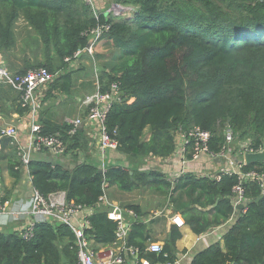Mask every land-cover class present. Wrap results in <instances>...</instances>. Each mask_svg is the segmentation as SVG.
I'll list each match as a JSON object with an SVG mask.
<instances>
[{"label":"trees","instance_id":"16d2710c","mask_svg":"<svg viewBox=\"0 0 264 264\" xmlns=\"http://www.w3.org/2000/svg\"><path fill=\"white\" fill-rule=\"evenodd\" d=\"M117 2L135 7V15L131 19L95 16L84 0H0V58L16 50L15 27L21 21L36 38L44 59L25 58V70L14 73L45 68L57 75L51 89L68 96L73 79L64 59L86 47L85 32L109 23L104 39L116 55L112 66L99 73L98 82L102 92L118 83L122 93L123 100L110 108L105 120L109 134L116 130L117 153L141 162L165 159L174 151L178 130L194 127L210 133L213 154L224 146L227 129L237 145L254 150L263 147L264 0ZM128 100L132 102L127 104ZM40 125L43 135L58 133L68 151L87 147L83 132L68 138V125ZM146 129L150 136L143 141ZM0 145L16 148L1 136ZM21 166V159L9 161V175L17 179ZM27 169L34 190L43 197L62 192L66 204L73 206L96 208L106 185L122 192L145 187L159 191L197 236L230 221L223 237L224 251L218 243L212 244L190 264H264V194L256 182L243 183L246 211H236L234 216L236 175L222 176L216 182L185 173L172 183V178L159 171L118 166L101 171L85 161L71 169L29 161ZM260 170L264 162L242 167L243 172ZM126 209L140 214L136 206ZM88 221L85 235L92 243L111 246L117 242L119 215L114 211L98 205ZM126 237L122 251L134 250L138 264L141 260L151 264L177 261L175 243L181 234L176 226L170 228L159 253L147 251L150 232L143 223H133ZM0 264H78L76 237L68 226L46 222L35 224L29 239L0 233Z\"/></svg>","mask_w":264,"mask_h":264},{"label":"crops","instance_id":"0c3cea01","mask_svg":"<svg viewBox=\"0 0 264 264\" xmlns=\"http://www.w3.org/2000/svg\"><path fill=\"white\" fill-rule=\"evenodd\" d=\"M117 0H92L93 10L95 16L108 17V11ZM18 31L26 35H33L26 29L25 25L20 21L16 24L15 33ZM28 33V34H27ZM16 35V34H15ZM16 35V39H17ZM19 37H24L20 35ZM34 39H36L34 37ZM18 42V40H17ZM95 56L93 59L88 54H82L79 61L75 63L72 70L73 86L68 96L60 94L58 90H52L50 86L40 91L41 103L40 110L34 115L29 112V109L23 108L19 105L18 93L11 87L0 84V128L13 126L17 130V144L16 148L12 149L7 146L2 148L0 145V206L6 205L7 211H21L29 206L33 187L31 184V177L27 166L20 167V176L17 179L12 178L7 170L8 162H13L24 154L28 156L29 161L48 162L53 165H58L64 169H71L76 165L78 155L74 158H55L49 152L34 150L29 133L32 121L36 119L38 123L47 122L56 126L67 125L69 120L80 117L83 114L84 108L82 106L83 99L91 93L94 89L96 81H98V72L108 69L112 66L116 55V50L112 47L110 41L104 39L95 48ZM13 51L5 53L12 54ZM3 58V57H2ZM28 58V57H25ZM29 59V58H28ZM31 61V60H30ZM96 64H104L99 71L96 70ZM110 64V65H106ZM0 65H4L0 58ZM7 68L10 72H23L25 70V63L11 64L7 63ZM93 69V71H92ZM57 76V75H56ZM73 114H69L68 110L72 104ZM24 111H21V110ZM83 139L86 148L81 152L85 162H89L96 167L118 166L128 170H148L157 169L170 179L178 175V166L169 167L157 163H146L141 161H134L117 152H112L109 156L108 163L105 164L104 154H101L97 147L96 131L92 126L83 128ZM150 133L146 129L144 131L142 140L147 141ZM19 148L21 150H19ZM81 149V148H79ZM99 162L101 165H98ZM205 157H201L199 163L189 164L186 166L190 171H195V175H199L203 171L215 172L218 170V164H207ZM105 195L107 201L112 206L111 211H119V215L124 227L129 231V227L136 222L143 223L148 226L150 232V240L146 244L147 251L150 245L157 244L163 247L167 240L168 232L171 227L176 226L173 223L174 218H179L182 222L180 227H177L181 237L175 243L177 261L179 264H190L193 257L202 250L208 248L210 245L218 243L221 250L224 251L223 237L228 229V221L226 224L208 230L205 234L197 236L192 233L190 228L184 224L182 217L173 212L172 206L169 204L167 196L148 187L133 190L131 192L119 191L115 186L106 185ZM132 205L139 208V216L132 211L126 209V206ZM236 212V211H235ZM236 213H234L235 216ZM32 223L47 222L46 218L28 219L18 216H11L8 214L0 220V233L2 234H20L28 225ZM52 221V220H51ZM95 251V259L103 260L109 256H123V264H138L136 254L131 255L129 252L122 251L120 245L103 246L92 243ZM122 258V259H123ZM140 264H151L146 260H141Z\"/></svg>","mask_w":264,"mask_h":264},{"label":"built area","instance_id":"2783aa9c","mask_svg":"<svg viewBox=\"0 0 264 264\" xmlns=\"http://www.w3.org/2000/svg\"><path fill=\"white\" fill-rule=\"evenodd\" d=\"M84 2L91 8L93 7L92 0H84ZM135 12V7L117 2L111 5L108 11V18L131 19L135 15ZM109 30V23H101L84 33L89 46L85 47L83 50L77 51L71 58L64 59V62L69 64L70 71L75 68L74 65L79 61L82 54H88L93 59L95 56V44L104 39L106 34L109 33ZM56 77V74L41 67L29 69L25 73L17 74L10 72L6 67L0 65V84L13 88L18 93L19 105L23 108L29 109V112L32 115H35L41 108V103L39 101L41 98L39 94L40 91L50 86ZM122 100V93L120 92L118 83L111 84L108 91L102 92L99 82L96 81L93 91L83 99L82 106L84 111L82 116L68 121L67 125L69 126V129L67 131V137H74L76 133L80 132L83 128L92 126L96 131L97 147L101 154L107 151L117 152L118 142L115 139L116 130L109 134L106 130L105 120L110 108L114 104L120 103ZM131 102L132 100H128L127 104H130ZM29 133L31 136L32 146L35 151L49 152V154L55 158H74V155H78L76 164L84 162V157L79 150H67L66 144L63 142L62 137L58 133L54 135H43L41 125L38 121H36V119L32 121ZM0 136L2 138H8L14 144H17V130L13 126L0 128ZM210 138L211 135L209 132L198 127L191 128L187 131L179 129L175 135V148L173 153L165 159L148 158L146 163L155 162L157 165L162 164L169 167L178 166V175L172 178V183H175L177 179L185 173H196L195 171H190L186 168V166L189 164L199 163L202 155L206 156L205 159L208 163L209 159H223L224 161L221 164H218L217 171L208 173L207 171H203L200 174V177H209L212 181L219 182L222 176L236 175L238 177L239 184L232 190L234 210L243 214L246 211V200L243 197V183L248 181L256 182L259 185L262 194H264V170L243 172L242 167L245 165L244 154L260 152L263 147H259L254 150L249 147L236 145L237 148L232 150L230 146L231 143L235 142V140L231 131L227 129L224 134V146L221 151L213 154L209 151ZM19 150L21 149L19 148ZM229 155L239 156L240 159L232 160ZM21 161L22 165L27 166L29 163L28 156L23 154L21 156ZM213 163H215V161H213ZM104 169L105 167L102 166L101 171H104ZM148 170L159 171L151 168ZM98 205L108 209L112 208L110 203L107 201L105 193L98 198L96 208ZM240 205L242 206V209L237 210L236 207ZM96 208L67 205L65 201V194L62 192L43 197L40 193L33 189L27 209L9 212L6 210V205L0 206V220L10 214L11 216L19 215L24 219L46 218V223L66 225L73 231L76 237L78 264H123L121 256H109L103 260L95 259V251L92 247V241H90L85 235V231L90 228L88 217L96 210ZM116 214L119 215V211H116ZM173 223L177 227L182 225V222L177 217L173 219ZM35 224L36 223H32V221L29 222L19 236L22 239H29ZM126 235L127 230L124 227L119 215V222L115 232L117 241L115 245H120L121 250H123L121 246L124 244ZM148 250L150 252L159 253L162 250V247L157 244H153L150 245ZM129 253L131 255H135L134 250H130ZM173 264L179 263L176 261Z\"/></svg>","mask_w":264,"mask_h":264},{"label":"rangeland","instance_id":"374dc122","mask_svg":"<svg viewBox=\"0 0 264 264\" xmlns=\"http://www.w3.org/2000/svg\"><path fill=\"white\" fill-rule=\"evenodd\" d=\"M18 37H17V47H16V50L12 52V54H6L5 56H3V58L1 60H3L4 62V65L6 66V68H9L7 66V63H11V64H18V63H23L24 60H25V57H28L29 60L31 59H35V57H38L39 60H43V56L41 55V52L38 50V47L36 46V43L34 41V38L32 36H28L26 34H24L23 32H20L18 31L17 33H15ZM28 34V33H27ZM15 35V37H16ZM20 35H24V37H19ZM104 39L100 40L99 42H97L95 44V48H97V46L103 41ZM107 66L110 65V64H106ZM102 66H105L104 64H96L95 68L96 70L99 71L100 67ZM93 71V69H92ZM99 74V72H98ZM93 91V89H92ZM91 91V92H92ZM69 103H73L72 100L69 102ZM74 104H72L71 108L68 110V113L69 114H73V107ZM236 142H233L231 143V148L232 150L236 148ZM112 152H109L107 151L105 154H104V161H105V164L108 163L109 161V156H112L111 155ZM201 157H206L205 155H202ZM229 157L232 159V160H235V159H240L239 156H236V155H229ZM213 161H215V163H213ZM224 160L223 159H216V160H210L209 159V163H212V164H221ZM98 165H101V163L99 162Z\"/></svg>","mask_w":264,"mask_h":264},{"label":"water","instance_id":"95a60500","mask_svg":"<svg viewBox=\"0 0 264 264\" xmlns=\"http://www.w3.org/2000/svg\"><path fill=\"white\" fill-rule=\"evenodd\" d=\"M89 46V43H87V46ZM259 162H264V145L263 149L260 152L257 153H245L244 154V163L245 165H251L253 163H259ZM263 192H264V183H263ZM237 210H241L242 206L236 207ZM127 240V237L125 238V241ZM64 262V260H63Z\"/></svg>","mask_w":264,"mask_h":264}]
</instances>
